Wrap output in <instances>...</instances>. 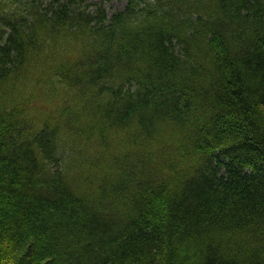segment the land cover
<instances>
[{"label":"trees","instance_id":"16d2710c","mask_svg":"<svg viewBox=\"0 0 264 264\" xmlns=\"http://www.w3.org/2000/svg\"><path fill=\"white\" fill-rule=\"evenodd\" d=\"M106 1L0 0V264H264V0Z\"/></svg>","mask_w":264,"mask_h":264},{"label":"rangeland","instance_id":"374dc122","mask_svg":"<svg viewBox=\"0 0 264 264\" xmlns=\"http://www.w3.org/2000/svg\"><path fill=\"white\" fill-rule=\"evenodd\" d=\"M106 8L111 12L112 10L116 8H121L124 5V1L122 0H107L106 3ZM33 126H35V123H32ZM186 133L189 134V130H186ZM198 162V159H196Z\"/></svg>","mask_w":264,"mask_h":264}]
</instances>
